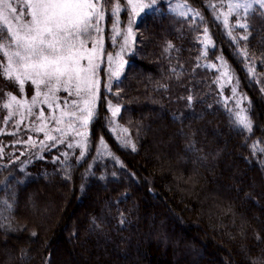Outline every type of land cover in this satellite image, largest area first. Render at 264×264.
<instances>
[{"label": "trees", "instance_id": "obj_1", "mask_svg": "<svg viewBox=\"0 0 264 264\" xmlns=\"http://www.w3.org/2000/svg\"><path fill=\"white\" fill-rule=\"evenodd\" d=\"M181 3L201 16L171 11ZM226 10L220 0H157L138 18L117 86L98 87L83 158L70 142L31 153L29 138L43 135L5 123L3 107L28 89L0 74V264H264V17L249 20L248 40L230 27L232 40ZM233 86L251 131L235 122ZM110 105L131 144L112 128Z\"/></svg>", "mask_w": 264, "mask_h": 264}, {"label": "snow or ice", "instance_id": "obj_2", "mask_svg": "<svg viewBox=\"0 0 264 264\" xmlns=\"http://www.w3.org/2000/svg\"><path fill=\"white\" fill-rule=\"evenodd\" d=\"M108 2L109 0H104V3ZM220 2L227 9L226 12L219 13L223 17L225 26L243 29L244 34L239 39L248 40L250 35L249 20L256 16L264 17V0H220ZM121 3L123 0H119L113 6V15H119ZM156 4L157 0H127V7L131 8L129 26L122 33L119 29V20L117 19L113 24L116 36L123 37L121 52L130 47L129 41L133 36L131 24L134 22V18L144 13L145 10L153 9ZM209 6L219 11L215 4ZM177 9H187L194 17L201 16L200 12L188 8L187 4H177L171 11L176 12ZM178 14L185 16L186 12L180 11ZM230 16L236 17V22L232 25H229ZM103 20L102 0H15V3L13 0H0V54L4 57V60L0 61V69H2L0 74L19 83L22 92L26 81L34 84L37 90L30 105H26V102L18 99L16 95L8 94V101L3 104V107L9 110L5 123L14 115H22L23 113L18 111L19 109L27 108L28 114L31 115V109L39 102L41 95L44 97V102L51 103L59 99L56 96L57 92H67L68 96L75 97V99L66 101L62 107L61 115L53 116L51 119L60 125L65 123V117L68 118L67 130L57 127L54 131L61 132L59 137L61 142L72 131H75L81 137L75 146L81 149L80 158H83L88 146L87 132H80L79 129L87 128L95 115L98 60L100 56L107 55L110 78L115 77L119 80L120 70L123 68V59L120 53L113 56L104 52L103 37L100 35L103 31L100 22ZM229 34L231 35V32ZM113 40L115 42V37ZM202 42L205 46L212 44L207 28L204 30ZM241 55L248 56L247 47L241 49ZM220 68L222 86H227L232 82V76L227 62L223 59H221ZM249 73L254 77L255 69L250 68ZM231 91L235 96L236 87L233 86ZM14 105L16 106L15 110ZM236 107L240 108L239 101H237ZM110 109L114 117L120 111L119 107L112 105H110ZM229 111L232 110L229 109ZM233 115L237 125L251 131V120L246 114V109L240 108ZM43 116L44 113L41 112L38 119ZM46 127L45 124L43 127H38L37 130L43 131ZM119 132L122 134V142L126 145L131 144V141L126 139L127 129L120 128ZM45 136L48 140L57 139L48 132L45 133ZM29 140L31 141V138ZM100 143L104 151H107V145L104 144L103 139ZM68 146L73 147V144L69 143ZM131 146L135 151V145ZM253 149L257 150L258 146L253 145ZM259 150L264 151V149ZM64 155L67 156L66 153ZM11 208V204L6 205L7 210H11ZM0 227L3 225L0 224Z\"/></svg>", "mask_w": 264, "mask_h": 264}, {"label": "rangeland", "instance_id": "obj_3", "mask_svg": "<svg viewBox=\"0 0 264 264\" xmlns=\"http://www.w3.org/2000/svg\"><path fill=\"white\" fill-rule=\"evenodd\" d=\"M13 3H15V0H13ZM102 3H103V1H102ZM116 3L117 2H112L111 9L109 10V12L105 11V10H107L108 7H107L106 3H103L104 20L100 22V27L103 30V28L105 27L104 23L106 21H107V24L110 25V28H109L110 32L108 33L107 37L103 38V48L105 49L104 41L109 40L110 46L112 47V50H109V51L104 50V52L106 54H111L113 56H115L116 53L121 54L122 59H123V68L120 70V77H122L121 74L123 73L124 68H125L126 57L132 52L133 47H134V45H133L134 28L137 24L138 18L143 13H141L139 16L134 18V22L131 24L133 36H132V39L129 41L130 47L126 51L121 52V45L123 44V37L122 36H116L115 32L113 31V24L118 19L119 20V29L123 33L124 30H126L127 27L129 26L128 21H129V18L131 16V8L127 7V0H123V3L121 4V10L119 12V15L115 16L112 14V8ZM145 11H147V10H145ZM177 11H178V9H177ZM182 17H186V16H182ZM221 20L223 23V17L222 16H221ZM223 26L226 30L227 38L233 40V38H232L233 33H231V35H230L228 32V29H231V28L226 27L224 23H223ZM103 33L104 32L102 31V33L100 34L102 37H103ZM241 35H243V34H240V36ZM113 37H115V42L113 40ZM203 40H204V36H202L201 41H203ZM202 45H203V47L205 46V44L203 42H202ZM89 47H91V45H89ZM209 47H210V45L207 46V48H209ZM219 63H221V62H219ZM98 64H99V67L97 69V77H96L98 80V85L96 87V97H97V91H98V87H99L100 83H105L107 85V88H110L109 85L111 86L112 84L117 86L116 82L118 81V80H116L115 77L110 78V71H109L110 66H109V63L107 60V55L100 56V58L98 60ZM101 74H102V78H100ZM231 84H232V82L230 83V85ZM17 85L20 87L19 83H17ZM25 87L28 89L27 96L26 97L22 96V97H19L18 99H21L24 102H26V105H30L32 98L36 95V91H37L36 86L34 84H32L30 81H26L24 86H23V89ZM236 89H237V87H236ZM43 90L46 91V89H43ZM240 94L241 93L237 90L236 95L232 96V100L236 104H237V101H239L240 102V108L245 109L244 105L246 104L247 101ZM56 96L59 97V99L54 100L51 103H46V102H44L43 95H41L39 97V102L35 105V107H32V109H31L32 114L31 115L28 114L27 108H25V109H19L18 110V111L23 113L22 115L17 114V115H14L12 117V119L15 120L16 124L24 125L25 127H31V128H33L34 131L39 132L43 135V138L37 143L33 142L32 140L28 142L30 145H32L31 146V149H32L31 153H34L36 150H41V149L48 147V146L49 147L50 146H56V145H60V144L66 143V142L76 144V142H78L81 139V137L78 136L75 131H72L68 136H66L64 138L63 142H61L59 139V137L61 136V132L54 131V129L57 127L64 129V130H67V119H68L67 117H65V123L60 124V125H57L55 123V120L51 119V117H53V116L59 117L61 115V110H62L64 103L66 101H71V100L75 99V97H70V96H68L67 92H63V91L57 92ZM243 99H244V102H242ZM7 101H8V97H7ZM57 105H60V107H57ZM13 108L15 110L16 106L14 105ZM240 108L236 107L237 111H239ZM7 111L9 112L8 109H7ZM41 112L44 113V116H43V118L38 119ZM109 120L111 122L112 128H114V125H115V128H119V129L121 128L117 124L116 116L114 117L112 113L109 115ZM45 124L47 125V127L44 128L43 131L37 130L38 127H43ZM77 127H79V125H77ZM79 130H80V132H87V137H88V135H89V124H88L87 128H80ZM46 132H48L49 134H51L54 137H57V139H55V140L46 139V136H45ZM41 142H43V143H41Z\"/></svg>", "mask_w": 264, "mask_h": 264}]
</instances>
